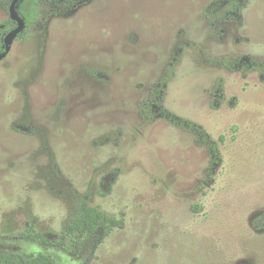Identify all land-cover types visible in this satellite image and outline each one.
<instances>
[{
    "label": "rangeland",
    "instance_id": "1",
    "mask_svg": "<svg viewBox=\"0 0 264 264\" xmlns=\"http://www.w3.org/2000/svg\"><path fill=\"white\" fill-rule=\"evenodd\" d=\"M11 2L0 0V25ZM211 2L44 4L26 24L0 63V255L81 264L85 254L12 237L27 225L58 234L89 193L123 222L90 264H264V72L212 64L264 62V0H248L221 40L203 15ZM178 49L165 105L219 142L214 185L193 135L140 115ZM110 173L112 191L100 197Z\"/></svg>",
    "mask_w": 264,
    "mask_h": 264
},
{
    "label": "trees",
    "instance_id": "2",
    "mask_svg": "<svg viewBox=\"0 0 264 264\" xmlns=\"http://www.w3.org/2000/svg\"><path fill=\"white\" fill-rule=\"evenodd\" d=\"M89 0H20L17 4V11L31 26L37 18L39 10L44 4H49L52 9L65 6L68 10L74 11ZM248 0H213L204 11V17L209 21L212 36L219 40L224 38L226 26L229 24L241 25L243 22V11ZM10 24V25H9ZM16 24L11 19L7 23L0 25V54L5 51L4 37L7 31ZM26 31L19 37H23ZM180 49L172 54L169 63L170 69L166 75L158 80L151 89L150 99L141 105L140 115L148 121H164L176 129L183 130L193 135L196 143L205 147L209 155V166L206 169L207 182L210 185L216 183L219 168L223 164V157L219 148V142L215 140L207 130L201 125L183 119L171 112L165 105L166 89L171 81L173 65L178 60ZM215 65L222 66L230 71H262L264 72V62L244 57L236 62L215 61ZM95 76L96 73L94 74ZM224 96L222 83L218 80L212 90V107L221 102ZM220 142H224L221 139ZM116 179L115 174H109L101 182L98 196L105 197L112 191ZM123 225L122 220L117 216H110L99 208L93 206L92 196L89 193L79 194L75 210L69 220L63 225L61 231L52 235L38 232L33 226L27 225L22 231L17 233L12 239L25 240L35 244H53L58 250L72 256H86L81 264H90L97 256L99 248L105 243L111 233ZM264 227V216L260 218L256 227ZM0 264H54L52 260L39 254L35 257L26 258L19 254L0 255Z\"/></svg>",
    "mask_w": 264,
    "mask_h": 264
},
{
    "label": "water",
    "instance_id": "3",
    "mask_svg": "<svg viewBox=\"0 0 264 264\" xmlns=\"http://www.w3.org/2000/svg\"><path fill=\"white\" fill-rule=\"evenodd\" d=\"M20 0H12L10 7H9V17L10 19L16 23V27L8 32L4 37V46L5 51L0 54V63L8 56L11 51L12 45L18 36L24 32L26 28V22L24 19L19 15L17 11V4Z\"/></svg>",
    "mask_w": 264,
    "mask_h": 264
}]
</instances>
